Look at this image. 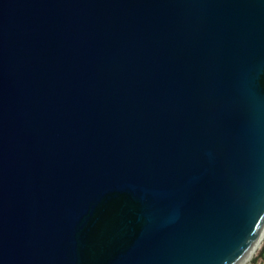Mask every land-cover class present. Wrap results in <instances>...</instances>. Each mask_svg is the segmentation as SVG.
I'll list each match as a JSON object with an SVG mask.
<instances>
[{"label": "water", "instance_id": "1", "mask_svg": "<svg viewBox=\"0 0 264 264\" xmlns=\"http://www.w3.org/2000/svg\"><path fill=\"white\" fill-rule=\"evenodd\" d=\"M264 229V0H0V264H237Z\"/></svg>", "mask_w": 264, "mask_h": 264}, {"label": "rangeland", "instance_id": "2", "mask_svg": "<svg viewBox=\"0 0 264 264\" xmlns=\"http://www.w3.org/2000/svg\"><path fill=\"white\" fill-rule=\"evenodd\" d=\"M264 233L258 245L253 249L251 257L244 264H264Z\"/></svg>", "mask_w": 264, "mask_h": 264}, {"label": "bare ground", "instance_id": "3", "mask_svg": "<svg viewBox=\"0 0 264 264\" xmlns=\"http://www.w3.org/2000/svg\"><path fill=\"white\" fill-rule=\"evenodd\" d=\"M263 233H264V229H263L262 233L260 234V236L258 237V239L255 241V243L252 245V247L250 248V250L242 257V259H240V261L237 264H244L251 257V255L253 253V249L260 242Z\"/></svg>", "mask_w": 264, "mask_h": 264}, {"label": "trees", "instance_id": "4", "mask_svg": "<svg viewBox=\"0 0 264 264\" xmlns=\"http://www.w3.org/2000/svg\"><path fill=\"white\" fill-rule=\"evenodd\" d=\"M261 250L264 251V248H262Z\"/></svg>", "mask_w": 264, "mask_h": 264}]
</instances>
